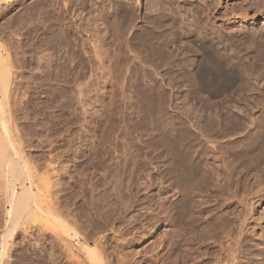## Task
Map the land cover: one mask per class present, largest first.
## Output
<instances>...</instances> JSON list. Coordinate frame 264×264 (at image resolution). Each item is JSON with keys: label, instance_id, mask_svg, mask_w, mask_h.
Wrapping results in <instances>:
<instances>
[{"label": "rangeland", "instance_id": "374dc122", "mask_svg": "<svg viewBox=\"0 0 264 264\" xmlns=\"http://www.w3.org/2000/svg\"><path fill=\"white\" fill-rule=\"evenodd\" d=\"M0 61V264H264V0H0Z\"/></svg>", "mask_w": 264, "mask_h": 264}, {"label": "bare ground", "instance_id": "6f19581e", "mask_svg": "<svg viewBox=\"0 0 264 264\" xmlns=\"http://www.w3.org/2000/svg\"><path fill=\"white\" fill-rule=\"evenodd\" d=\"M3 1V0H2ZM97 42V41H96ZM91 44V43H90ZM91 46V45H90ZM14 56V55H13ZM2 59V58H1ZM3 60V59H2ZM5 61V60H4ZM6 63V62H5ZM12 63H13V61H12ZM11 65V64H10ZM5 67V65H4V63H3V65H2V63H1V61H0V92H4V94H5V92L7 91V88H8V84H9V81H10V71H9V69H8V66H6L7 67V69L6 68H4ZM13 67V66H12ZM15 67V66H14ZM20 68V67H19ZM14 70V69H13ZM14 72H17V71H14ZM13 72V73H14ZM11 75H13V74H11ZM15 75V74H14ZM13 75V77H15ZM20 77V76H19ZM14 79V78H13ZM12 80V79H11ZM18 81V80H17ZM14 83V82H13ZM12 82H11V85L13 84ZM17 83V82H16ZM23 84V83H22ZM16 85V84H15ZM13 87H14V84L12 85ZM19 86V85H18ZM11 87V86H10ZM12 87V88H13ZM11 88V89H12ZM10 89V88H9ZM10 89V90H11ZM9 90V91H10ZM15 91V90H14ZM18 91V90H17ZM11 92V91H10ZM7 93V92H6ZM19 93H20V91H19ZM10 94V93H9ZM8 94V96H10ZM11 94H13L12 92H11ZM0 95H2L1 93H0ZM6 95V94H5ZM2 96H4V95H2ZM4 97H6V96H4ZM15 97V96H14ZM11 98H13V96L11 97ZM16 98V97H15ZM2 99H3V97H2ZM9 100H11L10 98H8ZM5 100H6V98H5ZM5 100H3V101H5ZM3 101H1L0 100V174H1V176H3V177H6V178H8V179H6V180H8L7 181V188H8V191H5L7 194H5L6 196H7V203H8V207L10 208V209H8L7 210V214H11L12 215V217H13V219L11 220V222H12V224H18L20 221H21V218L23 217V218H25L26 216H33L32 214H34V212H35V210H37V211H39L40 213L42 212L41 211V209H40V206H39V200L38 199H36L35 197H34V195H33V193H31L29 190V188L28 187H26V188H28V190H26V189H24V187L23 186H21L20 184V186L18 187V188H20L19 189V191L18 192H16V190H15V188H14V186H12V180L11 179H23V178H26V176H27V171H28V169L26 170V165H23V164H21V158H20V153H21V151H20V153H19V155H18V153H17V150H16V148H15V143H13V138L11 137V136H13L12 135V131H11V129H8V126L9 125H7V121H8V119H5V118H7V117H5V115H4V113L6 114V111L4 112V109H3V104H5V102L3 103ZM8 102V101H7ZM14 102V101H13ZM11 103H12V101H11ZM20 103V102H19ZM11 106H12V104H10ZM9 105V107H11ZM18 105V104H17ZM15 107V106H14ZM5 109H6V107H5ZM14 109V108H13ZM16 110V109H15ZM10 113V112H9ZM8 114V113H7ZM10 117V116H9ZM8 117V118H9ZM15 117H17V116H15ZM10 119V118H9ZM13 124V123H12ZM254 124V123H253ZM17 126V125H16ZM15 126V127H16ZM238 127V126H237ZM18 128V127H17ZM254 128V127H253ZM13 129V131H14V133H15V128H12ZM234 129V128H233ZM237 129H240V128H237ZM236 128H235V130H237ZM11 131V133H10V131ZM17 133V132H16ZM11 134V135H10ZM259 134V133H258ZM20 137V136H19ZM184 137V136H183ZM182 137V138H183ZM187 137H188V135H187ZM14 138H16V137H14ZM180 139V138H179ZM250 139V138H249ZM184 140V139H183ZM185 141V140H184ZM180 143H181V140H180ZM185 143V142H184ZM19 144V142H17V145ZM173 144V143H172ZM179 144V143H178ZM217 144V143H216ZM20 145V144H19ZM18 145V146H19ZM22 145V144H21ZM171 145V143L169 144V146ZM184 145V144H183ZM184 146H186V144L184 145ZM205 146V145H204ZM210 146V145H209ZM213 146V145H212ZM17 147V146H16ZM180 147V146H179ZM182 147V146H181ZM186 147H188V145L186 146ZM214 147V146H213ZM21 148V147H20ZM184 148H182V150H183ZM181 150V151H182ZM187 150H188V148H187ZM217 150V149H216ZM182 152H184V151H182ZM186 152V151H185ZM188 152H190V150L188 151ZM183 154H186V153H183ZM182 154V155H183ZM24 155V154H23ZM188 155V157H189V154H187ZM215 156V155H214ZM185 157V156H184ZM187 157V156H186ZM23 161V160H22ZM184 164V163H183ZM187 164V163H186ZM209 166V165H208ZM32 167V166H31ZM183 167V166H182ZM185 168V167H184ZM186 169H188V168H186ZM34 170V169H33ZM192 170V169H191ZM185 172H186V170H185ZM34 173V172H33ZM197 173V172H196ZM30 173H28V175H29ZM25 175V177H23ZM32 175V174H31ZM184 175H185V173H184ZM22 176V178H20ZM28 177V176H27ZM30 177V176H29ZM29 177H28V179H29ZM36 177H38V176H36ZM185 177V176H184ZM194 177H192V179H193ZM31 179V178H30ZM41 179V178H40ZM187 179V178H186ZM197 180V179H196ZM196 180L194 179V182H196ZM3 181H4V179H3ZM26 181V180H25ZM37 181H39V180H37ZM197 181H199V180H197ZM19 182H21V181H19ZM235 182H236V180H235ZM3 183V182H2ZM16 183V182H15ZM197 183V182H196ZM5 184V183H4ZM5 184V185H6ZM23 184V183H22ZM185 184V183H184ZM233 184H236V183H233ZM4 185V186H5ZM24 185V184H23ZM186 185H187V183H186ZM38 186H39V184H38ZM43 186V185H42ZM41 186V187H42ZM185 186V185H184ZM184 186H183V188H184ZM45 187H47V186H45ZM187 188H188V186H186ZM222 187V186H221ZM39 188V187H38ZM233 188V187H232ZM264 188V187H263ZM183 190V189H182ZM264 190V189H263ZM42 191H44V189L42 190ZM185 191H186V188H185ZM185 191H183V192H185ZM188 191V190H187ZM261 192H262V190H260ZM261 192H258V193H261ZM47 194H49L48 192H47ZM41 196H42V194H41ZM50 197H51V195H49ZM3 197V196H2ZM37 197V196H36ZM4 198V197H3ZM38 198V197H37ZM44 199V198H43ZM46 200V199H45ZM43 202H45V201H43ZM52 202V201H51ZM0 204H2V203H0ZM49 205H50V203H48ZM250 204H252V202H250L248 205H249V207H250ZM247 205V204H246ZM54 207V206H53ZM32 208H35V210H33ZM61 209V208H60ZM210 209V208H209ZM6 210V209H5ZM49 210V209H48ZM59 210V209H58ZM62 210V209H61ZM251 211V210H250ZM50 212H52V210L50 211ZM57 213V212H56ZM35 214H36V212H35ZM49 214V213H48ZM54 214V213H53ZM260 214V213H259ZM51 215V214H50ZM55 215V214H54ZM59 215V214H58ZM63 215V214H62ZM250 215V214H249ZM38 217H40L41 218V216H38ZM259 217V216H258ZM262 217V219L264 220V218H263V216H261ZM28 218V217H27ZM33 218H36L35 216H33ZM40 218H38V219H40ZM50 218H51V216H50ZM56 218H57V216H56ZM60 217L58 216V218H57V220H56V222L54 223V228H53V230H54V233H55V239H57V240H60L61 239V241H63V239H65L66 238V242L64 243V245H62V246H65L66 248V252H67V254H66V258L69 260V261H73V262H75L76 264H83L84 262H82L81 260H79V257L77 256V254L76 253H74V251L73 250H70L71 249V247L73 246V244L71 245V243L68 241V236L70 235V234H68L67 233V226L66 225H64V223L62 222H60L61 220L60 219H63V218H60ZM69 219H71V218H69ZM261 219V218H260ZM44 219H42V221H43ZM46 220V219H45ZM60 220V221H59ZM255 220V219H254ZM63 221V220H62ZM242 221V220H241ZM31 222H34V221H31ZM45 222V221H44ZM47 222V221H46ZM39 223V222H38ZM41 223V222H40ZM48 223H49V221H48ZM77 223V222H76ZM243 223V222H242ZM241 223V224H242ZM42 224V223H41ZM240 224V229H238L239 230V232H238V234L239 235H242L241 233L243 232V230L245 229L244 228V226H242ZM50 225H51V223H50ZM41 226H45L44 225V223H43V225H41ZM48 226V225H47ZM52 226V225H51ZM51 226H50V228H51ZM229 226V225H228ZM226 227V226H225ZM45 228V227H44ZM49 228V227H48ZM38 229V228H37ZM48 230H50V229H48ZM51 230H52V228H51ZM246 230V229H245ZM244 230V231H245ZM253 230V229H252ZM6 230H4V232H5ZM38 231V230H37ZM73 231H74V229H73ZM72 231V232H73ZM77 231V230H76ZM237 231V230H236ZM70 232V231H69ZM204 232V231H203ZM7 235H8V232H5ZM222 233V232H221ZM246 233V232H245ZM4 234V233H3ZM201 234V233H200ZM215 234V233H214ZM7 235H6V237H7ZM82 235V234H81ZM4 236V235H3ZM65 236V237H64ZM237 236V235H236ZM6 237H4L2 240H0L1 242H0V245H1V252L4 254V253H6L5 252V250L7 249L6 248V243H7V241H5V239H6ZM70 237V236H69ZM239 237V236H238ZM202 238V237H201ZM177 239V238H176ZM210 239V238H209ZM7 240V239H6ZM96 240V239H95ZM224 240V239H223ZM222 240V241H223ZM98 241V240H97ZM214 241V240H213ZM56 242V241H55ZM87 242V241H86ZM186 242V241H185ZM59 243V242H58ZM98 243H100V240H99V242ZM98 243H96L95 241H94V244H98ZM224 243V242H223ZM62 244V243H61ZM175 244V243H174ZM59 245V244H58ZM184 245V244H183ZM87 246V245H86ZM96 247V246H95ZM83 248V247H82ZM88 249V248H87ZM103 249V248H102ZM188 251V250H187ZM69 252V253H68ZM86 252V251H85ZM86 254L88 255V257L90 256H92L91 258H93L94 257V254H95V251H94V254H92V251H87L86 252ZM173 254V253H172ZM82 255V254H81ZM230 255V254H229ZM232 255V254H231ZM102 256V255H101ZM200 256V255H199ZM170 257V256H169ZM229 257V256H228ZM238 257V256H237ZM87 258V257H86ZM95 258H96V255H95ZM98 258V257H97ZM97 258H96V260H97ZM104 258H105V256H104ZM196 258H198V257H196ZM232 257H230L229 259H231ZM101 259V258H100ZM99 258H98V260H100ZM184 259H185V257H184ZM232 259H234V258H232ZM102 260V259H101ZM216 260V259H215ZM91 261H94V263L93 264H101L102 262L101 261H98V262H95V260H91ZM90 261V262H91ZM227 261V260H226ZM234 261V260H233ZM1 262V261H0ZM90 262H87V263H90ZM108 262V261H107ZM236 262V261H235ZM186 263V262H185ZM219 263H220V261H219ZM68 264H69V262H68ZM74 264V263H73ZM85 264V263H84ZM104 264V263H103ZM220 264H230V262L228 261V262H221ZM232 264V263H231Z\"/></svg>", "mask_w": 264, "mask_h": 264}]
</instances>
